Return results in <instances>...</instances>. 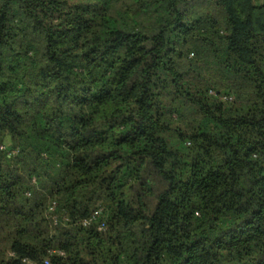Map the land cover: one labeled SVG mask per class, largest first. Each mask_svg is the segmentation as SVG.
<instances>
[{"label": "trees", "instance_id": "16d2710c", "mask_svg": "<svg viewBox=\"0 0 264 264\" xmlns=\"http://www.w3.org/2000/svg\"><path fill=\"white\" fill-rule=\"evenodd\" d=\"M47 258L264 264V0H0V264Z\"/></svg>", "mask_w": 264, "mask_h": 264}, {"label": "built area", "instance_id": "2783aa9c", "mask_svg": "<svg viewBox=\"0 0 264 264\" xmlns=\"http://www.w3.org/2000/svg\"><path fill=\"white\" fill-rule=\"evenodd\" d=\"M224 99L232 100L233 98H232V97H228V96H224ZM2 148H4V147L2 146ZM14 153H16V151H12V152H10V154H14ZM28 195H30V193H28ZM55 206H56V203L53 202V203L51 204V206H50V211H54ZM101 212H102V208H99V209L95 210L91 215H89L88 217H86V218L83 220L82 224H83L84 226H90L95 220H97V218L100 216ZM51 219H52V221H53V224H54V225H57V223H58V218H57V216H56L55 214H52V215H51ZM98 230H99V231H105V230H106V225H105V223H101V224L99 225V227H98ZM53 252H54V251H51L50 253H53ZM61 253H62V252H61ZM24 261L27 262L28 264H41L40 262L30 261V260H28V259H24ZM44 264H50V260H49V258H47V259L44 261Z\"/></svg>", "mask_w": 264, "mask_h": 264}]
</instances>
